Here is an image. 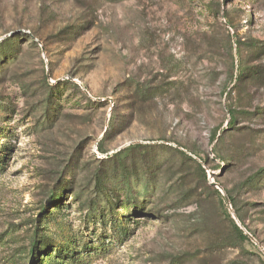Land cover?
Segmentation results:
<instances>
[{"label":"rangeland","instance_id":"374dc122","mask_svg":"<svg viewBox=\"0 0 264 264\" xmlns=\"http://www.w3.org/2000/svg\"><path fill=\"white\" fill-rule=\"evenodd\" d=\"M10 37L0 264H264V0H0Z\"/></svg>","mask_w":264,"mask_h":264},{"label":"trees","instance_id":"16d2710c","mask_svg":"<svg viewBox=\"0 0 264 264\" xmlns=\"http://www.w3.org/2000/svg\"><path fill=\"white\" fill-rule=\"evenodd\" d=\"M224 19H225V25L226 26H230V27H232L231 26V22H230V19H229V16H228V14H225L224 15ZM223 29V28H222ZM226 31V30H225ZM227 32V31H226ZM224 35H225V39H226V41H227V48H229L230 50H232V47H231V35L230 34H228V33H224ZM17 36H14V38H16ZM13 37L11 38H9V39H4V41H3V43H2V45H0L1 47H4L5 49L4 50H6V51H8L7 52V55H10V53L12 52V49H14V51H13V54H12V56H14V55H16V53H17V51H18V48H20V46H15V44H14V42H13V39H14ZM236 42L235 43H237V36H234V38H233ZM241 42L239 41V45H241L240 44ZM237 47H239L238 46V44L236 45ZM244 67H243V65L242 64H238V76L236 77V79H239V78H242V76L244 75V73H245V70L243 69ZM76 87H77V85H76ZM230 122H229V124H230V126H233L234 125V123H235V116H234V113L233 112H231V110H230ZM217 139V133H213L212 135H211V142H213V141H215ZM131 148H136V149H143L144 147L142 146V145H134V146H132ZM183 153V152H182ZM184 156H185V158L186 159H189V160H191V161H194V159H192V157H190V156H187L186 154H183ZM2 161H3V158L0 156V163H2ZM199 167H200V165H199ZM201 170H203L202 169V167H201ZM264 177V169H261L257 174H255L254 176H253V178L252 179H255L254 180V182H258L260 179H262ZM251 179V180H252ZM97 189H98V192L101 194V195H105V199H104V201L106 202V203H108L107 204V207L108 208H113L114 206L115 207H117V205L115 204V202H112V196H110L109 194H108V190L109 189H107L106 188V186H105V184H104V179H103V177H99L98 179H97ZM106 191H108V192H106ZM110 193V192H109ZM216 193H217V195H220V193L218 192V191H216ZM231 201H232V203H233V199H231ZM94 206V203H92L91 204V206ZM125 208L126 209H129V207H128V205L126 204L125 205ZM54 211H55V213H56V211H58V207H55L54 208ZM59 213L61 212V210H59L58 211ZM58 212H57V214H55V216L56 215H58ZM53 215V214H52ZM126 214L124 213V214H122L121 216L120 215H118V217L117 218H115L113 221H112V224L114 225V227H115V230L116 231H118L119 233H127V222L126 221H129V220H125L126 219V217H129V216H125ZM128 219V218H127ZM231 223H232V225H233V228H234V231H235V233L238 235V237L242 240V241H245V242H248V241H250V237L247 235V234H245L244 233V231L236 224V222L231 218ZM60 227L61 228H63L64 227V229L65 230H63V232H62V235L61 234H59V237H62V242H64L65 244H68V243H70L71 244V238L70 237H68L67 235V238L66 239H64V235H65V232L67 231V229H66V226H64V225H62V224H60ZM38 234H39V232H37ZM66 234H68V233H66ZM53 243V241L52 240H48V239H46V241H45V239H43L42 241L41 240H37V238L35 239V240H33V242H32V246L30 247V249H29V251H30V253L31 254H29L30 256H31V258H32V260L33 259H36L37 261H40V264H41V259H39L38 257L40 256V254L43 252H45V254H43V257H47L46 259L47 260H44V261H46L45 263H42V264H56V263H61V264H63L64 263V259H62V258H58L59 256H60V254L59 253H57L56 252V256L53 258L55 261H56V263H53V262H51L52 261V258H51V256H50V254H48V255H46V253H49V250H50V247H51V244ZM56 244V243H55ZM62 244H60V246H61ZM58 247H59V245H55V247H54V249H58ZM60 251V250H59ZM39 259V260H38ZM59 261H63V262H59Z\"/></svg>","mask_w":264,"mask_h":264},{"label":"water","instance_id":"95a60500","mask_svg":"<svg viewBox=\"0 0 264 264\" xmlns=\"http://www.w3.org/2000/svg\"><path fill=\"white\" fill-rule=\"evenodd\" d=\"M226 201H228V198H226ZM254 240V239H253Z\"/></svg>","mask_w":264,"mask_h":264}]
</instances>
